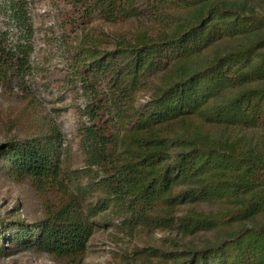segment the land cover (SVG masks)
Masks as SVG:
<instances>
[{
	"label": "trees",
	"instance_id": "16d2710c",
	"mask_svg": "<svg viewBox=\"0 0 264 264\" xmlns=\"http://www.w3.org/2000/svg\"><path fill=\"white\" fill-rule=\"evenodd\" d=\"M40 2L82 169L37 92ZM0 95L25 104L18 128L34 116L0 141V171L43 198L33 222L0 216V257L35 247L84 264L98 223L120 220L171 231L122 264H264V0H0Z\"/></svg>",
	"mask_w": 264,
	"mask_h": 264
},
{
	"label": "rangeland",
	"instance_id": "374dc122",
	"mask_svg": "<svg viewBox=\"0 0 264 264\" xmlns=\"http://www.w3.org/2000/svg\"><path fill=\"white\" fill-rule=\"evenodd\" d=\"M52 7L46 2H40L35 8V22L38 34V53L46 56L43 65V76L37 85V92L43 99L47 114L54 117L61 126L64 138V148L70 147L63 159L71 171L84 168V156L79 149L77 137V116L74 110V96L65 92L62 87L60 71L56 64L62 57L57 42L58 39L47 41L51 36L46 35L47 26L53 22L50 16ZM98 27L110 33L128 32L134 29L133 24H108L103 21L95 23ZM56 40V43L54 42ZM24 103L12 95H0V141L7 138L15 130L24 133L29 130L33 115H25L24 128H18V119L24 116ZM12 121H15L12 123ZM12 123V124H11ZM89 178L77 181L78 185L88 187ZM91 198L90 191L83 193ZM97 199V198H96ZM95 199V200H96ZM94 200V201H95ZM43 198L29 182H17L6 173L0 171V216L15 217L20 215L27 221L33 222L43 214ZM18 206V209L15 207ZM185 207V206H184ZM204 207L206 205L204 204ZM15 211V215L14 212ZM118 223V226L116 224ZM170 230H162L154 226L139 225L129 228L120 220L114 222L100 221L91 237L84 264H122L125 256L131 260L137 256L133 250L144 246H164L169 244ZM212 236L202 234L201 237ZM9 253L0 257V264H59L49 254L38 251L35 247H13ZM145 257V255H143Z\"/></svg>",
	"mask_w": 264,
	"mask_h": 264
}]
</instances>
